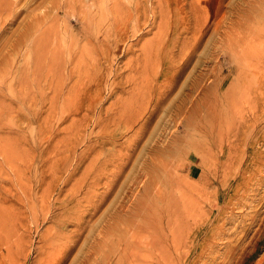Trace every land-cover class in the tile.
<instances>
[{"label": "rangeland", "instance_id": "374dc122", "mask_svg": "<svg viewBox=\"0 0 264 264\" xmlns=\"http://www.w3.org/2000/svg\"><path fill=\"white\" fill-rule=\"evenodd\" d=\"M78 5L0 0V264H264V0Z\"/></svg>", "mask_w": 264, "mask_h": 264}, {"label": "bare ground", "instance_id": "6f19581e", "mask_svg": "<svg viewBox=\"0 0 264 264\" xmlns=\"http://www.w3.org/2000/svg\"><path fill=\"white\" fill-rule=\"evenodd\" d=\"M75 1H77V2H79V4L81 5V3L83 4L84 3V5L83 6H85V4H86V7L85 8H87L88 6H91V8L93 7V6H95V8L96 9H98V6H97V2H98V0H75ZM97 1V2H96ZM92 3V4H89V3ZM75 3V2H74ZM88 3V4H87ZM96 3V4H95ZM161 3H162V1H161ZM77 3H75V5H76ZM80 5H78V6H80ZM88 5V6H87ZM82 5H81V7H83ZM115 6V5H114ZM160 6V5H159ZM77 7V6H76ZM141 7V6H140ZM89 8V7H88ZM193 8V7H192ZM100 9V8H99ZM180 9V8H179ZM182 9H184V8H182ZM156 11H157V13H158V16H159V18L162 20L163 19V16H164V13H165V8L164 7H162V6H160L159 8H157L156 9ZM81 12H83V11H81ZM82 14H84V13H82ZM80 15H81V13H80ZM81 17V20L83 19L84 20V18H85V14L84 15H82V16H80ZM79 18V17H78ZM82 20V21H83ZM96 22V21H95ZM164 23V22H163ZM116 24V26L117 25H119V24H117V22L115 23ZM161 25H162V23H161ZM31 33V32H30ZM21 39V38H20ZM261 45V44H260ZM259 45V46H260ZM263 45V44H262ZM258 48V47H257ZM260 48V47H259ZM246 53H248V52H246ZM41 58V57H40ZM247 60V59H246ZM250 59H249V56H248V61H249ZM247 64V63H246ZM264 64V63H263ZM248 67H249V65H248ZM252 67V66H251ZM261 68H262V66H260ZM262 69H264V68H262ZM247 72V71H246ZM255 72V71H254ZM262 71H260V73H261ZM245 73V72H244ZM253 73V72H252ZM251 73V74H252ZM243 74V73H242ZM241 74V75H242ZM260 76L259 77H257V79H256V81L254 82V84L252 83L251 85H253L249 90H248V93H247V97H245L246 98V100H247V103L246 104H248L247 106H248V108H249V110L251 111V117L253 116V118H254V116L255 117H257V113H258V111H260L259 113H261V115L263 114L264 115V113H263V109H264V76H262V73L261 74H259ZM245 77H247V75L245 76ZM240 79V78H239ZM241 81H242V78H241ZM247 86H248V83H247ZM244 91V90H243ZM246 92H247V90H246ZM164 94V93H163ZM159 96H161V95H159ZM163 98V97H162ZM157 100H160V99H157ZM156 100V101H157ZM157 103H158V101H157ZM159 104V103H158ZM231 105V104H230ZM244 105V104H243ZM232 107H233V105H232ZM233 108H235V106L233 107ZM240 108V107H239ZM235 110V109H234ZM248 110V109H247ZM248 112V111H247ZM232 113H233V110H232ZM241 113V112H240ZM238 114V113H237ZM248 115V114H247ZM259 115V114H258ZM236 116V115H235ZM239 116V115H238ZM243 117V116H242ZM247 117V116H246ZM250 118V117H249ZM237 120V119H236ZM238 121V120H237ZM243 122V121H242ZM246 123H248V122H246ZM245 123V124H246ZM254 125H255V119H254V121L253 122H251V123H249V125L248 126H252V127H254ZM241 126V125H240ZM243 126V125H242ZM242 126H241V128H242ZM246 126V125H245ZM244 127V126H243ZM235 131V130H234ZM233 131V132H234ZM242 131V130H241ZM228 135H230V134H228ZM239 136H241V135H239ZM243 137V136H242ZM234 139V138H233ZM232 141V140H231ZM238 141V140H237ZM221 142V141H220ZM256 144V142H253L252 144H251V146H250V149H252L253 150V156H258V152H256V148H255V145ZM227 146V145H226ZM239 147V146H238ZM228 149H229V151H227V152H229V153H231L232 151H235L236 152V149H237V146L236 145H234V144H229V146H228ZM239 149V148H238ZM233 153V152H232ZM232 155V154H231ZM234 155H235V153H234ZM194 201V200H193ZM194 206V205H193ZM188 208V207H187ZM216 209V207H212V209L210 210V212H213L214 210ZM264 239V233H263V235L259 238V241H262ZM174 240V239H173ZM177 241H175V243H176ZM170 243V242H169ZM172 243H173V245H172ZM175 243H174V241L172 242L171 241V245L172 246H176L175 245ZM252 243V242H251ZM152 245H153V243H152ZM151 245V246H152ZM235 246V245H234ZM160 247V246H159ZM153 248H154V246H153ZM173 248V250L174 251H176L175 249H174V247H171V249ZM176 248V247H175ZM178 248V247H177ZM237 247H235V249H236ZM247 248V247H246ZM245 248V249H246ZM264 247H261V251H264V249H263ZM163 249H164V247H163ZM239 249V248H238ZM238 249H237V252H238ZM250 249V248H249ZM259 250L260 249H256V247H252L249 251H248V253L244 256V260H242V262H238V264H250V261H251V259L254 257V255L257 253V252H259ZM69 251H70V249L68 248V246L67 247H65V250H63V253H65V255H64V258H66L67 259V257H68V255L67 254H69ZM243 251V250H242ZM243 252H245V251H243ZM163 253V252H162ZM162 253H160V256L158 255V257H160L159 258V260H158V264H165V260H166V258L164 257V254H162ZM228 253V252H227ZM243 254V253H242ZM228 255V254H227ZM241 255V254H240ZM234 256V255H233ZM238 256V255H237ZM237 258H239V257H237ZM158 259V258H157ZM179 260V259H178ZM238 260V259H237ZM236 260V261H237ZM263 261V258H261L256 264H258V263H261ZM58 264H62V262L60 261ZM236 264V263H235Z\"/></svg>", "mask_w": 264, "mask_h": 264}]
</instances>
